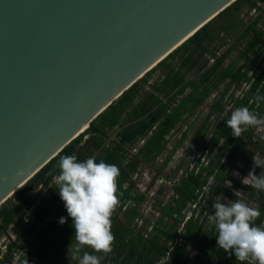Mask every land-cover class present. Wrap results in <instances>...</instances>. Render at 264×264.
Wrapping results in <instances>:
<instances>
[{
  "label": "trees",
  "instance_id": "1",
  "mask_svg": "<svg viewBox=\"0 0 264 264\" xmlns=\"http://www.w3.org/2000/svg\"><path fill=\"white\" fill-rule=\"evenodd\" d=\"M260 3H264V0H237L221 12L119 97L83 134L65 147L0 207V238L8 231L15 236L14 240L10 239L6 244L7 251L0 264L9 261L12 253L23 247L25 253L20 264H26V261L28 264H72L66 259L65 254L73 249L76 243L75 229L58 195L59 189L54 177L60 171L58 167L60 158L73 154L77 156L78 161L94 156L97 162L115 164L120 169L118 180L120 204L112 217V231L116 242L114 251L102 261V264H157L166 258L164 264H189L190 253L185 247L195 249L205 258L197 256L192 264H212L210 261L212 258L219 264H240L234 254L226 253L217 247L218 233L215 225L208 220V216L214 214L212 205L221 198V195L229 201L257 199L261 216L255 223L257 226L264 224V191L244 185L242 180L231 175V171L237 169L236 164L242 156L244 147L251 142H247L251 137L248 136L251 129L248 128L240 138H236L226 125L234 110L233 107H248L259 116H264V100L256 102L254 99L257 94L264 96V74L253 81L244 99H231L233 107L228 111L225 95H218L211 109L223 119L217 122L210 142L219 144L224 140L223 145L227 152L217 151L209 154L207 145L197 148L201 156L196 159L192 157V160H195L194 165L188 167L181 181L173 185L174 194L170 203L159 209V218L152 231L146 235L141 232L133 233L136 232L135 221L142 218L141 207L147 198L145 194L136 192L137 186L133 176L141 173L143 168L146 169L165 151L176 127L186 117L192 116L222 82L228 81L238 89L242 88L243 84L250 83L252 77L249 73L253 59H250L248 54L258 56L264 49V35L257 27L264 16V8ZM254 9L261 11L262 14L241 30L236 42L228 48L230 53L239 43L246 40L241 52V57L245 59L244 65L238 68L235 65L222 68L226 55H217L210 49L209 43L221 40L225 33L231 34L239 30L240 24L237 22L242 19L243 11L248 14ZM221 43L225 44L224 41ZM206 55L213 60L211 63L209 58L205 59ZM194 73L198 75V80L189 78ZM157 74L160 75L159 81L152 83V78ZM148 85L151 86V91L144 92ZM179 97L182 99L176 103ZM212 117V114H209L202 122L184 152L185 156L193 150L196 140L206 136L212 126L210 121ZM191 128L192 125L187 129ZM112 130H116L114 139L109 136ZM186 137L187 133H184L177 141L165 163L157 170V176H160ZM141 140H144V144L138 153L129 159V151ZM255 146L260 148V142L256 141ZM213 150L216 151L215 148ZM206 153L209 154V161L201 163V157ZM244 159L247 162L246 166L252 162L249 158ZM156 174L153 183L157 180ZM211 178L214 181H211ZM228 183L231 187L227 185ZM45 190L47 195L40 196V203L33 209V221L24 227L23 218L19 216V207L21 205L32 207L34 199L28 195ZM208 197L213 199L212 203L209 204L210 207H204L202 204L206 198L209 200ZM197 202L200 206L199 213L196 216L197 211H194L195 214L185 222V210ZM54 208L56 213L45 224L46 218ZM207 210L211 212L204 216ZM61 217L66 218L63 225L59 223ZM178 240H181L185 247L174 246L170 252L169 244ZM72 251L77 256L75 248ZM83 251L91 252L85 248L79 255L82 256ZM74 264H78L77 258Z\"/></svg>",
  "mask_w": 264,
  "mask_h": 264
},
{
  "label": "water",
  "instance_id": "2",
  "mask_svg": "<svg viewBox=\"0 0 264 264\" xmlns=\"http://www.w3.org/2000/svg\"><path fill=\"white\" fill-rule=\"evenodd\" d=\"M237 0H0V207Z\"/></svg>",
  "mask_w": 264,
  "mask_h": 264
},
{
  "label": "clouds",
  "instance_id": "3",
  "mask_svg": "<svg viewBox=\"0 0 264 264\" xmlns=\"http://www.w3.org/2000/svg\"><path fill=\"white\" fill-rule=\"evenodd\" d=\"M254 99L259 102L264 96L257 94ZM226 125L233 137L240 138L250 127H264V117L248 107H240L231 112ZM58 167L60 171L54 180L73 221L78 264H102L114 251L116 242L112 217L120 204V169L115 164L97 162L94 156L78 161L74 154L62 156ZM256 168L262 170L259 175L255 174ZM241 182L264 191V159L254 155L252 171ZM223 201L227 200L222 195L214 201V214L208 216L218 233L217 247L234 254L240 264H264V224L255 223L261 216L260 210L239 199ZM59 223H66V218L61 217ZM85 248L91 252L79 255Z\"/></svg>",
  "mask_w": 264,
  "mask_h": 264
},
{
  "label": "rangeland",
  "instance_id": "4",
  "mask_svg": "<svg viewBox=\"0 0 264 264\" xmlns=\"http://www.w3.org/2000/svg\"><path fill=\"white\" fill-rule=\"evenodd\" d=\"M264 8V3L260 4ZM261 11H256L251 12V13H246L245 10L243 11V17L240 19V21L237 22V24H240L239 30H237L234 33L228 34L225 33L223 36H221V40L209 43L210 49L213 50L214 52L217 53V55H226V60L222 68H225L229 65H235L236 68L244 65L245 59L241 57V52L243 51L246 40L242 43H239L235 50L232 52H228V48L233 45L236 42V38L241 30L247 27L248 24L254 22L256 17L261 15ZM257 27L259 28L260 31L263 32L264 35V16L262 19L258 22ZM221 41H224L225 44H222ZM210 60V63L213 61L211 57H208L207 55L205 56V59ZM259 71L260 69H252V71ZM264 73V72H263ZM189 78H193L195 80H198V75L196 73L191 74ZM160 79V75H155V77L152 78L151 82L156 83ZM151 91V86L148 85L145 87V91ZM248 91V86L242 87L238 89L235 85H230L228 81L222 82L218 89L214 91L213 95H211L210 98H208L205 103L197 108L192 116L186 117L185 120L179 124L176 129L174 130L172 136L169 138L167 146L165 151L153 162L148 165L146 169H142L140 167L139 169L141 173H138L133 176V179L135 180L136 183H139L141 185L140 187L137 186L136 192L137 193H146L147 198H145V203L141 207V216L142 218L138 219L135 221V226L133 233L136 234L138 232L143 233L146 235L147 233L152 231V227L155 225L159 218V209L163 207L166 203H170L171 201V196H173L174 191L172 189L173 185L175 183H179L183 176L186 174V171L188 167H192L195 163V160H192V157L194 156L195 159L200 155L198 152L197 148L199 147L202 148L204 146H208V152L209 154H214L217 151L221 152H227V150L224 148V140H221L219 144H215L210 142L211 141V136L214 134V128L217 126V122L223 119L221 116L217 115V113L212 112V105L214 101L217 99L218 95H225V103L227 105L226 111L231 109L233 107V104L231 102L232 98L235 99H244L245 93ZM144 92L142 93V96L144 95ZM182 97L178 98V103ZM233 109H236L233 107ZM226 113V112H225ZM209 114H212V118H210V121L212 123V126L206 136L202 139L196 140L195 147L189 154L186 156L184 155V152L189 146L190 141L194 138L196 131L199 129L201 126L202 122L207 118ZM264 117V116H263ZM190 125H192L191 129H187ZM251 133L248 136H251L250 138L247 139V142H249L243 149L241 155L239 157V160L236 164L237 169H233L231 171V175H233L236 178H238L237 175L234 174V170H236V173H239L240 180H242V177H246L250 171H252L253 168V157L256 155L259 158L264 159V127H250ZM116 130H112L109 133V136L111 139L115 138L116 135ZM187 133V137L185 141L177 148L175 151V154L171 161L164 167L162 170L160 176H157L156 172L157 170L161 167L162 164L165 163L168 154L170 151H172L177 143V141L180 139V137L184 134ZM256 141L260 142V148H256L255 143ZM143 142L137 143L135 146H133V149L129 151L128 158L130 159L132 156H134L136 153H138V150L142 147ZM216 149L213 150V149ZM206 153L204 156L201 157V163H207L209 161V155ZM251 159V163L247 164L246 166L245 159ZM262 170L260 168H256L255 174L259 175ZM156 174V178L159 179L156 183L154 182L153 185H147L144 183V179H146V176L149 177V179H154ZM143 177V178H140ZM161 178H163L165 181L162 182ZM211 181H214L211 178ZM229 187L230 184H227ZM38 196H41V192L37 191L34 192L28 197L31 199L36 200ZM206 200L203 202V206L207 207L211 204V199L208 197ZM226 199V198H225ZM213 200V199H212ZM227 201H223L227 203L229 200L226 199ZM247 203H249L251 206L257 207L259 206V201L257 199H246ZM24 206H20L19 209H21ZM200 209V206L196 209ZM187 210V211H186ZM185 214L187 215L188 209H186ZM210 210H207L204 212V216L208 215L210 213ZM24 213V212H23ZM23 218V216H20ZM24 218H23V223H24ZM26 222V221H25ZM27 226L30 223H26ZM26 226V225H25ZM145 227V228H144ZM8 235H12L11 231L7 232ZM13 236V235H12ZM11 237V236H10ZM55 241V239H53ZM8 243V238L1 237L0 238V255L2 253V247ZM179 246V245H178ZM76 247V243L73 246V249ZM182 247V246H181ZM185 247V246H183ZM73 249H70L66 252V259L70 261V263L74 264L76 261V255L72 251ZM187 251L190 253V258L188 260L189 264H192V261L195 257L200 256L203 257L202 254L198 253L195 249H191L190 247H185ZM204 258V257H203ZM205 259V258H204Z\"/></svg>",
  "mask_w": 264,
  "mask_h": 264
},
{
  "label": "built area",
  "instance_id": "5",
  "mask_svg": "<svg viewBox=\"0 0 264 264\" xmlns=\"http://www.w3.org/2000/svg\"><path fill=\"white\" fill-rule=\"evenodd\" d=\"M261 4V3H260ZM257 10L256 9H254V10H252V12H256ZM248 57L251 59H253V63H252V66L250 67V69H251V71H250V73H249V76L250 77H252V79H251V81H250V83H245V84H243V86L242 87H246V86H248V90H249V88L251 87V85H252V83H253V81L259 76V75H263L264 73V49L262 50V52L258 55V56H255L253 53H249L248 54ZM252 69H260L259 71H252ZM141 142H143V144H144V140H141L140 141V143ZM236 170H234V173H236L235 172ZM136 175V174H135ZM245 177V176H244ZM244 177H242V178H244ZM140 178H143V177H140ZM238 178H240V176H238ZM145 181H144V183H146L147 185H153L152 183H153V180L152 179H149V177H147L146 176V179H144ZM159 179H157L156 180V182L158 181ZM161 180H162V182H164L165 180L163 179V178H161ZM155 182V183H156ZM140 183V182H139ZM139 183H136V186H138V187H140L141 185H139ZM139 194H144V193H139ZM145 195H146V193H145ZM147 197V196H146ZM199 207V203L197 202V203H195V204H193L192 206H191V208H189L188 209V212H187V215H186V218H185V222L189 219V218H191L195 213H194V211H197V213L195 214L196 216H197V214L199 213V211H200V209H198V210H196L197 208ZM33 210V208H31V209H29V212H31ZM187 211V210H186ZM185 211V212H186ZM56 213V209L54 208V209H52L51 210V213H50V215L46 218V220H45V224L46 223H48V221L50 220V218H51V216H53L54 214ZM182 228H183V225L181 226ZM181 228V229H182ZM184 246V243L181 241V240H178V241H176L175 243H170L169 244V246H170V252H171V250L173 249V247L174 246ZM6 251H7V247H6V245H4L3 247H2V253H1V255H0V260H2L3 259V255H4V253H6ZM170 252H168V256H169V253ZM24 253H25V247H23V248H19V249H17L16 251H14L13 253H12V255H11V259L9 260V261H6L4 264H20V261H21V258H22V256L24 255ZM167 261V258L166 259H164V260H161V261H159L157 264H164L165 262ZM211 263L212 264H219L218 263V261L215 259V258H212L211 260Z\"/></svg>",
  "mask_w": 264,
  "mask_h": 264
},
{
  "label": "crops",
  "instance_id": "6",
  "mask_svg": "<svg viewBox=\"0 0 264 264\" xmlns=\"http://www.w3.org/2000/svg\"><path fill=\"white\" fill-rule=\"evenodd\" d=\"M47 195V192H46V190L45 191H43V192H41V196H46ZM40 203V196H38V198L36 199V200H34V204H33V206L32 207H22L21 209H20V211H19V216H23V218H24V220L26 221H24V223H23V226L24 227H26L27 226V224L26 223H31L32 221H33V210L31 211V212H29V209H31V208H35L38 204ZM24 212V213H23ZM26 225V226H25ZM13 235V234H12ZM8 235V233H6V235H4L3 237H5V238H8V243H9V241H10V239L11 240H14L15 239V236L13 235ZM11 236V237H10ZM7 243V244H8Z\"/></svg>",
  "mask_w": 264,
  "mask_h": 264
}]
</instances>
